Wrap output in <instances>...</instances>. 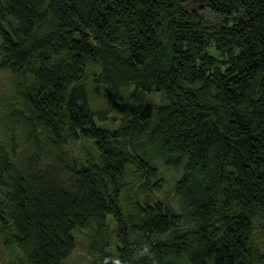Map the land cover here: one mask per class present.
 I'll return each instance as SVG.
<instances>
[{
    "label": "trees",
    "instance_id": "obj_1",
    "mask_svg": "<svg viewBox=\"0 0 264 264\" xmlns=\"http://www.w3.org/2000/svg\"><path fill=\"white\" fill-rule=\"evenodd\" d=\"M0 70L24 145L0 140V236L25 264H64L91 227L103 253L108 216L118 264H264V0H0ZM101 84L113 129L95 124ZM131 85L163 101L129 102ZM79 139L96 155L76 165L63 149ZM144 142L183 169L191 226L160 202H124L131 164L157 177L128 151Z\"/></svg>",
    "mask_w": 264,
    "mask_h": 264
},
{
    "label": "rangeland",
    "instance_id": "obj_2",
    "mask_svg": "<svg viewBox=\"0 0 264 264\" xmlns=\"http://www.w3.org/2000/svg\"><path fill=\"white\" fill-rule=\"evenodd\" d=\"M195 4L193 6L196 7L197 5ZM205 15L206 17H211L209 13H205ZM209 51L216 57L221 55L216 50L214 43L209 46ZM221 59L224 58L221 57ZM123 94L129 102L158 105L163 101L161 94L143 92L132 85L126 87L123 90ZM91 96L95 110L106 115L105 120L96 117L95 124L102 128H116L121 119V114L116 103L108 95L106 88L102 84L93 86ZM16 106H18V102L13 88L12 76L8 71L0 70V140L7 139L9 135L14 134L21 152L24 148L22 141H20L21 132L16 127L11 126L8 117L9 112L16 109ZM128 151L133 155L142 156L145 160L153 163L157 167V177L150 182L145 181V178L142 180L144 175L141 174L135 164H131L126 175L128 191L123 194L127 207H130L131 202L133 203L136 199L140 202H160L182 215V227L191 226L192 222L189 219L186 199L175 193V184L182 176L183 169L165 166L158 151L150 147L147 142L134 148H128ZM63 152L65 158L76 165L86 163L96 155L92 141L85 139L68 143L65 145ZM106 223L107 227L103 235L108 247L105 248L103 253L99 254L92 248V239L98 234L95 228L77 229L73 232L76 243L75 249L64 264H118L117 248L120 245V239L117 235L118 225L112 216L107 217ZM171 234L172 232L156 236L154 240H167L171 237ZM0 264H25L18 249L14 245L6 243L2 236H0ZM170 264H186V262L182 258L174 257L170 259Z\"/></svg>",
    "mask_w": 264,
    "mask_h": 264
}]
</instances>
